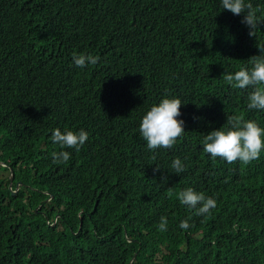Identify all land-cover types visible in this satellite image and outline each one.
<instances>
[{"label": "trees", "instance_id": "16d2710c", "mask_svg": "<svg viewBox=\"0 0 264 264\" xmlns=\"http://www.w3.org/2000/svg\"><path fill=\"white\" fill-rule=\"evenodd\" d=\"M251 3L253 35L219 0H0V264H264V150L245 164L202 147L227 117L264 127L252 88L223 78L264 47V0ZM166 95L185 131L149 150L130 127ZM56 128L88 139L61 149ZM187 187L216 207L181 204Z\"/></svg>", "mask_w": 264, "mask_h": 264}, {"label": "clouds", "instance_id": "9594fccd", "mask_svg": "<svg viewBox=\"0 0 264 264\" xmlns=\"http://www.w3.org/2000/svg\"><path fill=\"white\" fill-rule=\"evenodd\" d=\"M219 6L222 9L230 10L234 15L243 13L241 22L248 26L249 34L253 35V30L260 22V18L256 15L251 0H219ZM11 45L17 47L14 43ZM259 49L258 55L250 57V66L240 67L234 72H225L223 78L240 89L251 87L252 90L247 96L248 109L264 110V47H259ZM97 60L98 57L91 54L74 53L72 56V63L79 68L96 64ZM182 103L184 102L179 97L166 95L157 103H151L150 108L141 115L140 119L135 121L133 127H130L143 138L147 149L170 147L184 133L185 122L180 117ZM88 135V132L83 128L78 130L56 128L52 131L51 139L54 143L59 144L61 149L79 150L88 139ZM202 140L204 152L210 154L212 158L219 156L229 163L240 161L246 164L257 159L261 151L264 150V127L251 119L245 120L236 116L227 117L226 124L211 128ZM69 158L70 152L66 150L53 153V161L56 163L66 162ZM170 169L177 174L184 170V164L179 157L171 160ZM10 179L9 188L12 189L13 194H16L24 183L18 181L13 188L12 171ZM177 197L181 204L194 209L198 215L208 213L216 207L214 198L206 196L205 193L196 191L192 187L184 188L177 194ZM56 220L55 218L54 223ZM165 226L166 219L162 216L159 227L164 228ZM179 227L185 229L189 227V224L186 220H181Z\"/></svg>", "mask_w": 264, "mask_h": 264}, {"label": "rangeland", "instance_id": "374dc122", "mask_svg": "<svg viewBox=\"0 0 264 264\" xmlns=\"http://www.w3.org/2000/svg\"><path fill=\"white\" fill-rule=\"evenodd\" d=\"M7 174H8V171L0 170V176H6Z\"/></svg>", "mask_w": 264, "mask_h": 264}]
</instances>
